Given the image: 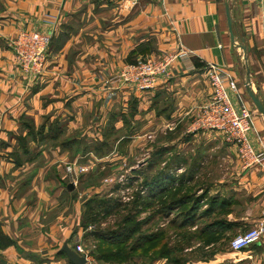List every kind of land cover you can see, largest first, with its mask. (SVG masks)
Wrapping results in <instances>:
<instances>
[{"label": "rangeland", "instance_id": "obj_1", "mask_svg": "<svg viewBox=\"0 0 264 264\" xmlns=\"http://www.w3.org/2000/svg\"><path fill=\"white\" fill-rule=\"evenodd\" d=\"M91 2L93 14L104 9L101 0ZM250 3L252 13L260 16L256 27L261 26V30L257 34L246 31L249 36H244L249 15L243 14L239 31L246 39L247 63L259 94L258 76L264 73V9L257 6H264V1ZM75 18L54 34L50 56L55 63L56 54L72 33L81 27L88 29L81 39L93 42L92 48L73 42L64 58L68 74L78 63L95 65L92 94L78 105L71 100L64 102L69 112L61 120L58 117L49 123L51 116L43 119L42 114L37 122L22 116L20 128L0 138V202L13 205L5 215L0 211V248L8 243L4 236L14 242L11 245L19 246L18 240L11 238L15 233L20 240L25 239V244L30 241L37 246V238L46 240L55 228V232H72L69 241L75 247L80 244L86 248L96 264L242 263L241 255L230 247L233 236L229 231L223 230L221 236L215 233L222 230L218 226L210 233L198 231L204 228V222L224 219L228 214L227 210H218L216 200L211 206V197H207L211 194L208 188L222 185L220 179L230 180L227 173L232 165L225 157L234 156L229 148L234 144L222 134L223 139H212L211 146L205 147L202 135L196 136L202 131L197 121L203 104L188 108L177 89L158 90L142 103L134 95L139 91H131L128 99H119L116 92L108 93L104 88L109 85L108 78L127 63V57L122 47L110 53L108 47L102 50L97 45L108 43L102 34L108 20H98L94 15L78 21ZM236 46L239 85L257 110L245 88L244 51ZM107 57L113 62L101 75ZM120 63L124 64L118 66ZM207 82L202 84L206 86ZM42 100L40 106L49 102V97ZM204 155L210 161L199 172L195 169L201 164L197 158ZM69 184H73V190L68 189ZM184 194L202 197L196 220L191 223L185 221V210L192 200L168 206L170 200ZM100 200H108V204H98ZM206 208L209 212L197 219ZM94 230L107 233L104 240L96 238L91 233ZM19 251L27 253L22 247Z\"/></svg>", "mask_w": 264, "mask_h": 264}, {"label": "crops", "instance_id": "obj_2", "mask_svg": "<svg viewBox=\"0 0 264 264\" xmlns=\"http://www.w3.org/2000/svg\"><path fill=\"white\" fill-rule=\"evenodd\" d=\"M101 2L104 9L98 14H93L94 6L91 0H0V138L20 128L22 116L31 117L37 122L42 114L43 119L51 116L49 123L58 117L61 120L62 115L66 116L69 112L68 108L64 107V102L71 100L73 105L80 104L81 99H86L92 94V84L94 85L96 79L95 65L83 64V62L75 65V69H70L71 74H68L69 65L66 63L64 53L72 47L73 42L76 44L81 42L80 45L85 49H91L93 46V42L84 43L81 39L88 34V29L83 27L72 33L69 42L62 47L60 53L56 54L55 63L50 56L52 55L50 47L45 72L36 80L27 79L16 66L10 45L21 30H39L52 33L54 36L59 34L71 19H76L75 16L78 21L80 18L94 15L98 20L109 22L102 33L108 43L97 45H100L102 50L108 47L110 53H113V48L122 47L127 63L162 50L176 52L180 44L197 53L195 61L203 63V66L192 72L186 71L179 65L175 66L171 76L161 80L154 89L134 93L141 103L161 89H173L174 92L177 89L176 93H182V100L190 109L208 103L212 98V87L205 66L207 63L226 66L237 76L239 53L236 44L231 40L225 0H137L136 2L101 0ZM229 5L236 42L245 39L241 37L239 31L240 16L243 14L249 15L244 25L245 32L253 30L257 34L258 30H261V26H258V29L256 27V20L260 16L257 17L252 13L253 4L250 0H229ZM257 7L260 10L264 9V6ZM243 35L249 36L247 32ZM109 59L107 57L103 62L101 75H105L109 64L113 62ZM121 64L124 63L118 66ZM116 73L117 71L114 74ZM114 74L110 75L107 80L109 85L106 84L104 88L108 93L116 92L118 96H115L119 99H128L132 95L131 91L134 90L111 86L110 79ZM258 79L259 95L264 99V73L259 75ZM205 80L206 82L208 80L206 86L202 84ZM47 97L49 102L41 107L42 98ZM52 110L55 112L52 113ZM255 127V130L249 133V140L257 150H263L264 116L257 111ZM199 135L204 138L205 147L210 145L212 139H223L222 133L215 130H202L196 134ZM229 148L234 152V156L225 157V160L232 165L231 171L227 173L230 175V180L226 181L222 178L219 180L222 185L208 188L211 194L207 200L211 197L209 204L216 200L219 211L223 209L228 211L224 216L225 220H216H222L221 225L227 227L226 232L229 231L234 238L237 234L260 223L264 224V165L246 168L243 160L236 153L237 148L232 145ZM197 159L201 164L195 169L200 172L204 169V163L209 162L210 158L204 155ZM5 203L0 202V211L3 210L4 215L13 207ZM54 230L55 228L49 236L46 235V240L37 238L39 239L37 246L27 240L29 243L25 244V239L20 240L16 233L15 236L10 235L13 240H18L20 244L18 245L27 253L19 251V246L10 245L4 249L0 248V261L2 264H73L62 250L64 244L75 250V245L69 241L72 232L59 229L58 233ZM233 252L243 258V262L238 264H264V235L251 246Z\"/></svg>", "mask_w": 264, "mask_h": 264}, {"label": "built area", "instance_id": "obj_3", "mask_svg": "<svg viewBox=\"0 0 264 264\" xmlns=\"http://www.w3.org/2000/svg\"><path fill=\"white\" fill-rule=\"evenodd\" d=\"M52 40V33L21 30L11 41L16 66L27 79L36 80L45 72ZM196 58L195 51L180 44L176 52L162 50L136 62L124 64L111 77L110 82L112 86L119 88L147 91L154 89L161 80L168 79L177 65L188 72L196 71ZM205 66L212 87V98L201 106L198 127L222 133L227 141L236 146L238 156L246 168L264 165V149L257 150L249 140V133L256 128L257 110L245 98V91L240 87L236 74L223 65L207 63ZM263 235L264 224L260 223L237 234L231 240L230 247L234 251H240L258 242ZM75 251L86 257L85 264H96L82 245L78 244Z\"/></svg>", "mask_w": 264, "mask_h": 264}, {"label": "water", "instance_id": "obj_4", "mask_svg": "<svg viewBox=\"0 0 264 264\" xmlns=\"http://www.w3.org/2000/svg\"><path fill=\"white\" fill-rule=\"evenodd\" d=\"M225 3H226L227 20H228V26H229V32H230L231 40L234 44L237 43L236 45L241 47L244 51V59L246 60V74H247V78H246V82H245L246 91H247L249 97L251 98V100L253 101V104L255 105L257 110L259 111V113L264 116V99L261 98V96L257 93V91L255 90V88L253 86V82L251 79V69H250L249 64L247 63L248 62V48H247V45L245 43L246 41H245V39H242L241 44H239V42H236V40H235L236 38H235L234 30H233V19L231 17V13H230L229 0H225ZM73 188H74L73 184L68 185L69 190H73ZM62 250L65 252V254L68 256L69 260L73 264H85L87 261L85 256H81L78 252H76L71 247H69L68 244H64Z\"/></svg>", "mask_w": 264, "mask_h": 264}, {"label": "trees", "instance_id": "obj_5", "mask_svg": "<svg viewBox=\"0 0 264 264\" xmlns=\"http://www.w3.org/2000/svg\"><path fill=\"white\" fill-rule=\"evenodd\" d=\"M133 62H136V60H132L131 61V63H133ZM196 65L198 66V68L200 67V66H203V63H201V62H198V61H196ZM192 196L193 195H189V194H184V195H181V196H178L177 198H173L172 200H170V202L168 203V206H173V205H175V204H177V203H180L181 205H184V204H186L187 202H189L190 200H192L193 201V203L191 204V206L187 209V210H185V221H187L188 223L190 222H194L195 220H196V215H197V211H198V205H199V203L201 202V200H202V197H199V196H193V198H192ZM103 203V206H105V205H107L108 204V200H100L99 201V203L98 204H102ZM212 203L214 204V201H212ZM211 206H212V204H211ZM89 207H91V205H89ZM106 209H109V207H106ZM169 209V208H168ZM208 209H210V208H206V210H204L203 212H201L200 214H198V217H197V219L199 218V215H201V214H203V213H206V212H209V210ZM208 210V211H207ZM221 223H223L222 222V220H216V221H214V222H211V223H208V224H205L203 227V229H201V230H198L199 232H200V234H205V233H210L211 231H212V227H214V226H218L219 228H221L222 230H217L215 233L217 234V236H221V234L223 233V230H225L226 228L223 226V225H221ZM96 238H99V239H103L104 240V238H105V235L107 234H104L103 232L101 233L100 231H96V230H94V231H92L91 232ZM2 239H3V237L2 238H0V240L2 241ZM4 240L5 241H8V243L6 244V245H4L5 247H8V246H10L12 243H14L13 241H11L10 239H9V237H7V236H4ZM211 240V239H210ZM5 241H3V242H5ZM207 241H209V239L208 240H206V242ZM4 247V248H5ZM64 254H65V252H64ZM101 258H105L104 256L103 257H101Z\"/></svg>", "mask_w": 264, "mask_h": 264}, {"label": "bare ground", "instance_id": "obj_6", "mask_svg": "<svg viewBox=\"0 0 264 264\" xmlns=\"http://www.w3.org/2000/svg\"><path fill=\"white\" fill-rule=\"evenodd\" d=\"M236 40V39H235ZM255 88V87H254Z\"/></svg>", "mask_w": 264, "mask_h": 264}]
</instances>
